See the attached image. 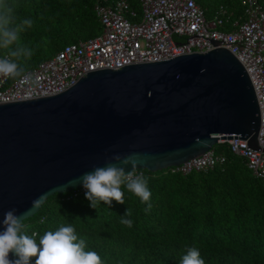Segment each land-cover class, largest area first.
I'll return each mask as SVG.
<instances>
[{
    "label": "water",
    "instance_id": "obj_1",
    "mask_svg": "<svg viewBox=\"0 0 264 264\" xmlns=\"http://www.w3.org/2000/svg\"><path fill=\"white\" fill-rule=\"evenodd\" d=\"M260 129L247 68L222 46L94 70L62 92L0 103V232L7 211L30 218L109 160L132 170L115 155L135 154L134 170L156 172L230 139L258 149Z\"/></svg>",
    "mask_w": 264,
    "mask_h": 264
},
{
    "label": "trees",
    "instance_id": "obj_2",
    "mask_svg": "<svg viewBox=\"0 0 264 264\" xmlns=\"http://www.w3.org/2000/svg\"><path fill=\"white\" fill-rule=\"evenodd\" d=\"M116 1L6 0L13 8L10 27L20 29L19 43L32 55L16 60L10 55L13 44L0 47V57L16 61L25 73L65 45L98 36L103 27L96 5ZM127 1L142 11L141 0ZM196 1L208 19L220 16L226 31L233 30L232 22L246 19L250 7L248 0ZM256 1L264 9V0ZM24 20H31L32 26ZM212 151L225 157L224 163L188 173L177 166L133 170L148 178L152 206L147 211L148 203L125 186L123 204L113 199L110 206L101 201L97 208L79 188L50 196L38 213L23 220L22 233H35L39 244L46 232L72 226L78 239L86 241L85 250L97 252L102 264H181L193 247L205 264H264V180L229 141L215 144ZM128 209L131 215L125 216ZM123 219L132 220V226Z\"/></svg>",
    "mask_w": 264,
    "mask_h": 264
},
{
    "label": "built area",
    "instance_id": "obj_3",
    "mask_svg": "<svg viewBox=\"0 0 264 264\" xmlns=\"http://www.w3.org/2000/svg\"><path fill=\"white\" fill-rule=\"evenodd\" d=\"M248 1L247 18L232 22V31L221 29L224 21L220 16L208 19L196 0H141V13L127 0L98 3L96 11L102 32L94 38L65 45L54 57L26 71L23 79L10 82V77L0 76V103L62 92L94 70L119 69L222 46L247 68L261 108L258 149L251 147L247 139L227 141L264 180V9L256 0ZM34 80L39 83H32ZM224 161L225 157L214 155L211 149L177 166V170L187 173L205 170Z\"/></svg>",
    "mask_w": 264,
    "mask_h": 264
},
{
    "label": "clouds",
    "instance_id": "obj_4",
    "mask_svg": "<svg viewBox=\"0 0 264 264\" xmlns=\"http://www.w3.org/2000/svg\"><path fill=\"white\" fill-rule=\"evenodd\" d=\"M13 8L6 0H0V47L8 49L16 44L15 50L10 52L12 57L20 60L24 57H31L32 50L19 43V28H12ZM28 27L32 26L31 20H24ZM24 69L14 60L0 58V76L13 79L24 78ZM38 84V80L32 81ZM118 161L120 165H131L132 170L138 166L136 155L122 157L115 155L111 158ZM126 171L125 167L118 166L109 160L106 167H95L94 171L86 172L79 178L80 184L86 189V198L91 202V207L97 208L99 202L111 205L113 199L123 204L124 193L122 186L128 191L139 196L143 202L148 203L151 208V192L148 188V178L143 174L134 175L133 171ZM38 200L33 201L36 206ZM128 209L125 216H130ZM122 223L132 226L133 221L123 219ZM2 224L5 230L0 232V264H32L35 257V264H102L101 257L95 251H86V241L78 239L75 229L72 226H61L56 231L46 232L37 244L34 239L35 233L30 237L22 233L23 219L11 209L4 214ZM9 253H15L18 257L15 260L9 258ZM181 264H205L197 248L188 249L182 257Z\"/></svg>",
    "mask_w": 264,
    "mask_h": 264
},
{
    "label": "crops",
    "instance_id": "obj_5",
    "mask_svg": "<svg viewBox=\"0 0 264 264\" xmlns=\"http://www.w3.org/2000/svg\"><path fill=\"white\" fill-rule=\"evenodd\" d=\"M142 11H140V13H141ZM230 14V13H229Z\"/></svg>",
    "mask_w": 264,
    "mask_h": 264
}]
</instances>
